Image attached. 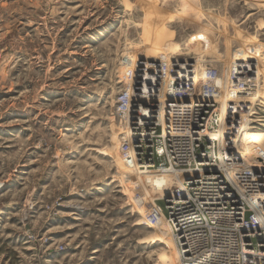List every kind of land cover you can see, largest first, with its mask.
Instances as JSON below:
<instances>
[{
	"label": "rangeland",
	"instance_id": "1",
	"mask_svg": "<svg viewBox=\"0 0 264 264\" xmlns=\"http://www.w3.org/2000/svg\"><path fill=\"white\" fill-rule=\"evenodd\" d=\"M164 59L218 69L225 91L254 76L222 112L251 102L264 129V0H0V264L172 258L165 220L137 205L117 108L136 64ZM247 160L264 169V142Z\"/></svg>",
	"mask_w": 264,
	"mask_h": 264
},
{
	"label": "built area",
	"instance_id": "2",
	"mask_svg": "<svg viewBox=\"0 0 264 264\" xmlns=\"http://www.w3.org/2000/svg\"><path fill=\"white\" fill-rule=\"evenodd\" d=\"M166 60L136 64L134 80L117 100L118 113L133 133L129 137L126 130L123 136L127 166L137 161L145 170L171 169L188 186L172 184L148 217L165 214L180 264H251V253L263 259L252 264H264V198L259 195L264 193V169L240 156L238 144L230 138L239 125L251 126V102L227 108L228 119L232 118L225 129L229 138L211 139L221 127L222 94L241 97L235 88L254 76L235 72L230 84L236 86L225 91L218 69L206 66V74L191 76L194 65L171 61L169 68ZM238 114L248 118L239 122ZM220 150L224 158L216 160L212 151ZM161 158L164 164L158 163ZM253 187L260 191L257 201L251 202ZM140 196L136 201L141 207L145 202Z\"/></svg>",
	"mask_w": 264,
	"mask_h": 264
},
{
	"label": "bare ground",
	"instance_id": "3",
	"mask_svg": "<svg viewBox=\"0 0 264 264\" xmlns=\"http://www.w3.org/2000/svg\"><path fill=\"white\" fill-rule=\"evenodd\" d=\"M205 71L206 70H204L203 75L206 74ZM126 73H127L128 78L135 76L132 72L129 71V68L127 69ZM222 79H223L224 85H226V82H225L226 79H224V76ZM238 92L241 95H244L247 93V89L242 88V89L238 90ZM238 92L236 94H238ZM221 98H222V96H221ZM262 102L264 103V101H262ZM226 110L228 111V109L226 108L221 114V118H220V123H221L220 126L221 127L218 128L216 131H213L211 133V139L222 140L225 138H229L228 135L225 134L226 123L229 121V119H228L229 113ZM252 128L253 127H251L248 122L245 124L239 125L237 132H236V135L230 137L231 141L234 144H238L237 146H238V152H239L240 156H242V157L246 156V159H248V155L251 154L253 152V150L258 148L260 146V144L264 142V129L263 128L252 129ZM128 132H129V137L133 135V133L130 132V130H128L127 133ZM239 143H240V145H239ZM212 154H216L214 156V158L216 160H223V158H224L223 157L224 154L222 153L221 150L217 151V152L212 151ZM129 167L134 168L133 170L136 171V174H139L138 177H131V178L133 180L137 179L134 182H136V184H139V187L144 188V197L142 200L146 203L144 205L146 207V209H147V207L152 208V210L157 209V200L160 198V196H164L166 193L169 192V188L171 187L172 184L183 186L185 188L188 187L186 182L181 180L180 174L175 172V171H172L171 169L159 170V172L145 170L139 166V163L137 161L133 166L129 165ZM127 174H128V171H127ZM130 182H132V180ZM148 191H151L154 193V198L152 200H150V202H149V198L147 197ZM258 191H260V190L256 189V187H253V189L251 191L252 192L251 193L252 194L251 195V202L257 201V197L259 195L264 198V193L259 194ZM261 191L264 192V186L262 187ZM247 196H249V194ZM252 205H253V203H252ZM156 213H159L158 215H160L162 217V219L165 220L164 222H161L163 225L162 231L165 232V230H167L166 233L169 234L168 237H165L164 235H166V234H163L162 238L164 240H166L167 242H170V244L172 243L173 248L175 246V248H174L175 251H174V254L172 253V255H173L172 258L168 257V260L166 259L167 261L165 263L166 264H175L176 262L178 263V262H180L179 251L177 250L175 241L173 240L175 237H174V234L172 233V228H171L170 222L167 219V217L165 216V214H162L160 212H156ZM253 255L254 254L251 253V262L252 263H257V262L261 263L262 262L263 259L261 256L253 257Z\"/></svg>",
	"mask_w": 264,
	"mask_h": 264
}]
</instances>
